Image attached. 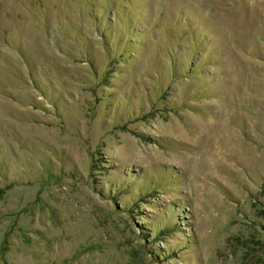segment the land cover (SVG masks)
<instances>
[{
	"label": "rangeland",
	"instance_id": "rangeland-1",
	"mask_svg": "<svg viewBox=\"0 0 264 264\" xmlns=\"http://www.w3.org/2000/svg\"><path fill=\"white\" fill-rule=\"evenodd\" d=\"M0 264H264V0H0Z\"/></svg>",
	"mask_w": 264,
	"mask_h": 264
}]
</instances>
